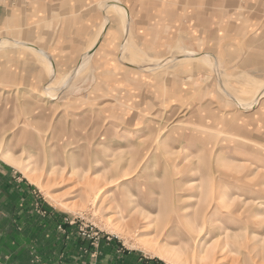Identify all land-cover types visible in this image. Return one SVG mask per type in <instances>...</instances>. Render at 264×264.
Returning <instances> with one entry per match:
<instances>
[{
	"label": "rangeland",
	"instance_id": "374dc122",
	"mask_svg": "<svg viewBox=\"0 0 264 264\" xmlns=\"http://www.w3.org/2000/svg\"><path fill=\"white\" fill-rule=\"evenodd\" d=\"M257 41L264 0H0V161L93 246L264 264Z\"/></svg>",
	"mask_w": 264,
	"mask_h": 264
},
{
	"label": "crops",
	"instance_id": "0c3cea01",
	"mask_svg": "<svg viewBox=\"0 0 264 264\" xmlns=\"http://www.w3.org/2000/svg\"><path fill=\"white\" fill-rule=\"evenodd\" d=\"M210 8H193L188 24L202 29L203 22L211 18ZM101 42L90 50L92 56ZM246 48L264 57L263 43L258 45L257 41ZM50 58L55 68V61ZM63 216L42 200L34 185L18 170L0 161V264H162L160 259L132 251L111 238H103L93 246L90 240L79 236L76 226L64 223ZM60 224L63 228H59Z\"/></svg>",
	"mask_w": 264,
	"mask_h": 264
},
{
	"label": "bare ground",
	"instance_id": "6f19581e",
	"mask_svg": "<svg viewBox=\"0 0 264 264\" xmlns=\"http://www.w3.org/2000/svg\"><path fill=\"white\" fill-rule=\"evenodd\" d=\"M114 6V5H113ZM109 7V6H108ZM114 7H116V6H114ZM105 25L106 24H104V29H105ZM126 30L128 31L129 30V24H127L126 25ZM127 44L130 46V42H129V38L127 37ZM132 45V44H131ZM192 56H196L195 54H192ZM92 57V54L90 53L89 55H88V58H91ZM201 57V56H200ZM88 58H86V60H85V62H84V64L86 63V61H87V59ZM169 61V60H168ZM76 71V70H75ZM74 79V73L70 76V80H69V78H68V80H69V83H71L72 82V80ZM51 85V84H50ZM66 86H68V84H66ZM260 93H259V95H258V97H254V99L253 100H251V101H247V102H245V104H244V107L245 108H251V107H253L256 103H257V101L264 95V88L262 89V90H260L259 91ZM237 100H241L240 98H237ZM9 157V156H8ZM10 159H12V157H10V158H7L6 160L8 161V162H10L12 165H15L16 167H18L20 170H24L25 168L20 164V163H18V161L17 160H14V162H12ZM34 180V179H33ZM32 180V181H33ZM34 182V181H33ZM145 245L146 246H148L147 248L149 249V250H151V251H154L156 254H159V255H161L163 258H166L167 257V255L164 253L165 251L164 250H162V247H158V245L156 244V240L154 239V240H148L146 243H145Z\"/></svg>",
	"mask_w": 264,
	"mask_h": 264
},
{
	"label": "built area",
	"instance_id": "2783aa9c",
	"mask_svg": "<svg viewBox=\"0 0 264 264\" xmlns=\"http://www.w3.org/2000/svg\"><path fill=\"white\" fill-rule=\"evenodd\" d=\"M65 222H67V221H65ZM59 228H61V226L59 227ZM84 236V235H83ZM87 237V236H86ZM90 237V235H88V237L87 238H89ZM90 240V239H89ZM163 264V263H162Z\"/></svg>",
	"mask_w": 264,
	"mask_h": 264
}]
</instances>
